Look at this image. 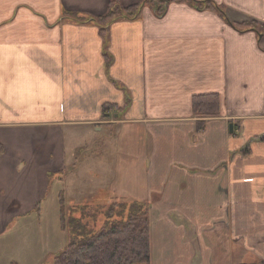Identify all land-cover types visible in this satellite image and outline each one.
Instances as JSON below:
<instances>
[{
    "label": "crops",
    "instance_id": "crops-1",
    "mask_svg": "<svg viewBox=\"0 0 264 264\" xmlns=\"http://www.w3.org/2000/svg\"><path fill=\"white\" fill-rule=\"evenodd\" d=\"M211 1L222 13L171 2L159 16L150 3L105 39L68 13L101 16L111 0H0V264L49 235L39 174H61L104 128H126L125 159L143 160L128 176L145 185L130 200L150 204L151 264H220L234 238L262 247L264 0ZM204 94L219 96L217 116L194 113ZM57 137H78L70 157Z\"/></svg>",
    "mask_w": 264,
    "mask_h": 264
},
{
    "label": "rangeland",
    "instance_id": "rangeland-1",
    "mask_svg": "<svg viewBox=\"0 0 264 264\" xmlns=\"http://www.w3.org/2000/svg\"><path fill=\"white\" fill-rule=\"evenodd\" d=\"M151 4H155L157 8L161 7L159 1L152 0ZM248 23L261 29V25L255 21H248ZM109 118L111 121L115 120L114 117ZM110 129L112 130V128H104L103 131L99 130L95 133L96 136H93L95 138L92 137L95 134H90L87 146L84 145L83 137L82 141H78V137L71 139L70 137H63L62 139L57 137V144L59 145L60 143L67 157L68 155L70 157V146L74 147V143L78 141L81 142H77L79 144L78 147H80L74 153V157L72 153V162L69 159L67 160L66 163L68 165L65 166L63 169L65 171L61 174L53 177L52 171L45 168L44 170L48 173V176L44 175L43 177L42 174H39L38 185L34 189L35 193L38 190L39 196L42 197L40 200L41 205L44 206L43 208L46 211L43 217V225L46 226L45 229L48 230L49 235L43 237V241H39L38 246L36 244L33 246L32 256L27 258L25 255L22 259L19 257L17 260L20 263L16 262V264H55L58 254L70 242L69 227L65 228L63 226L62 215H60V220L58 219V197L60 202H63V214L67 224L70 216L75 215L78 218L83 217L85 222L88 223L89 229L97 230L107 222L112 202L130 200V198L139 195V188L141 190L144 189L145 185L133 183L128 176V174L132 173L138 179H141L145 169L141 170L143 160L137 159L140 153L136 154V159H128V157L125 159L124 157L127 154L128 145L133 144V140L127 136V129L119 130L120 136L116 133H111ZM101 141H104L103 143L107 145L102 150L99 149ZM122 149L124 150L123 152H121ZM25 173L26 171L22 172L20 174L21 177ZM69 176L71 178L68 182L67 177ZM43 181L44 185H42ZM95 201H99V203H95ZM128 207H123L126 209L123 216L124 219L127 218ZM119 210H122L121 206ZM148 214L150 220V209ZM52 225H54V230L51 228ZM247 243L245 240L241 241L234 238L231 248V259L227 258L228 251L218 249L217 256L219 255L220 264H225L226 262L224 261H230V264H261L262 260H264V242L262 247L260 246L261 248H257L259 242L251 243V245H246ZM27 251L29 250L25 252Z\"/></svg>",
    "mask_w": 264,
    "mask_h": 264
},
{
    "label": "trees",
    "instance_id": "trees-1",
    "mask_svg": "<svg viewBox=\"0 0 264 264\" xmlns=\"http://www.w3.org/2000/svg\"><path fill=\"white\" fill-rule=\"evenodd\" d=\"M152 0H143L141 3L123 7L118 0H111L108 11L101 16L87 17L76 13H68L69 17L81 23L94 22L99 25L105 39H107L109 26L119 19L137 18L144 6ZM161 3L156 13L162 16L171 2H187L197 9H212L222 13V8L211 0H155ZM253 25L246 23L243 28H251ZM255 27V26H253ZM106 64L110 66L111 56L106 51ZM107 108L105 107V112ZM193 110L201 117L217 116L220 113V100L217 94L197 95L193 99ZM201 128L204 125L199 123ZM2 149L0 145V150ZM112 202V201H111ZM61 203V215L63 226L69 227L70 242L58 254L55 264H151V234L150 220L148 217L149 202L139 200H127L111 203L110 216L107 222L99 229H89L88 223L83 217L71 215L68 224L63 214V202ZM99 203V201H95ZM121 206L122 210H119ZM128 207L127 218L124 219ZM86 207V206H84ZM120 217V220L118 221ZM84 224V225H83ZM248 264V263H241ZM261 264H264L262 260Z\"/></svg>",
    "mask_w": 264,
    "mask_h": 264
},
{
    "label": "water",
    "instance_id": "water-1",
    "mask_svg": "<svg viewBox=\"0 0 264 264\" xmlns=\"http://www.w3.org/2000/svg\"><path fill=\"white\" fill-rule=\"evenodd\" d=\"M230 128H231V130H232V125H230Z\"/></svg>",
    "mask_w": 264,
    "mask_h": 264
}]
</instances>
